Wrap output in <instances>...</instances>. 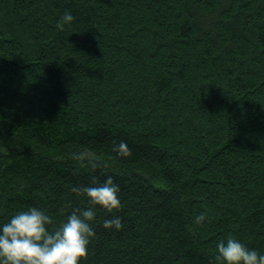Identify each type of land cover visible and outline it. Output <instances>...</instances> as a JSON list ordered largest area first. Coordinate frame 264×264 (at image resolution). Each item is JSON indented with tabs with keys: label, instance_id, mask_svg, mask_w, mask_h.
<instances>
[{
	"label": "trees",
	"instance_id": "trees-1",
	"mask_svg": "<svg viewBox=\"0 0 264 264\" xmlns=\"http://www.w3.org/2000/svg\"><path fill=\"white\" fill-rule=\"evenodd\" d=\"M109 176L81 264L264 252V0H0V222L54 228Z\"/></svg>",
	"mask_w": 264,
	"mask_h": 264
},
{
	"label": "clouds",
	"instance_id": "clouds-1",
	"mask_svg": "<svg viewBox=\"0 0 264 264\" xmlns=\"http://www.w3.org/2000/svg\"><path fill=\"white\" fill-rule=\"evenodd\" d=\"M62 22L74 20L70 10L62 16ZM120 154L128 155L130 148L121 140L116 146ZM87 156L83 151L76 154L82 162ZM92 207H84L67 214L54 228L52 217L39 207L17 210L8 220L0 222V264H81L88 253L90 238L95 234L91 221L96 217L95 205L113 210L122 207L120 188L109 176L103 183H93L81 189ZM199 220L204 219L201 214ZM107 228H120L121 218L112 216L104 219ZM219 255L227 264H264V252L248 247L240 239L229 236L216 245Z\"/></svg>",
	"mask_w": 264,
	"mask_h": 264
}]
</instances>
